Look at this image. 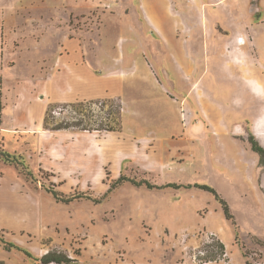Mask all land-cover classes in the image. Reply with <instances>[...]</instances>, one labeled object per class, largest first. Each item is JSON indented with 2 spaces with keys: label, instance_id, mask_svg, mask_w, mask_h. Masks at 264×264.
Instances as JSON below:
<instances>
[{
  "label": "rangeland",
  "instance_id": "374dc122",
  "mask_svg": "<svg viewBox=\"0 0 264 264\" xmlns=\"http://www.w3.org/2000/svg\"><path fill=\"white\" fill-rule=\"evenodd\" d=\"M115 1L0 0V149L22 155L33 175L0 161V264H41L19 249L37 259L58 253L71 259L68 264H264V192L258 191V156L251 151L252 140L264 150L255 134L257 126L264 132V0L259 8L254 0H176L186 12L175 15L174 46L158 48L157 55L147 49L142 65L132 69L122 56L131 43L118 47L120 65L97 80L104 89L88 100L118 101L119 131L37 127L50 102L65 103L35 78L69 13ZM153 1L164 9L161 0ZM133 4L138 8L139 0ZM173 20L165 18L168 29ZM88 22L69 24L77 29ZM115 36L125 39L118 30ZM184 41L188 53L197 48L196 60L183 56ZM17 77L18 88H11ZM194 99L204 103L214 132L223 134L205 128L201 114L189 126L197 114ZM213 101L225 107L230 129ZM106 103L93 106L98 115L109 117ZM12 106L17 121L10 132ZM54 110L49 127H67L70 114ZM245 115L241 134L233 125ZM120 175L129 180L112 186ZM205 187L227 203L233 221ZM49 189L86 197L64 203Z\"/></svg>",
  "mask_w": 264,
  "mask_h": 264
},
{
  "label": "crops",
  "instance_id": "0c3cea01",
  "mask_svg": "<svg viewBox=\"0 0 264 264\" xmlns=\"http://www.w3.org/2000/svg\"><path fill=\"white\" fill-rule=\"evenodd\" d=\"M161 1L164 3L162 11L153 0H139L138 8L134 6L133 0H116L115 4L104 2V6L101 8L96 5L84 4L77 8V11L70 12L65 30L60 31L58 38L55 39V42L53 41L52 56L49 62L46 63L45 70H41L36 74L35 81L43 83L39 87L57 101L73 102L97 98L98 92H102L104 89L103 86L97 84V80L110 77L113 71L117 69L116 67L120 65L118 47L122 50L123 44L131 43L130 52L125 53V55L122 54V56L123 60L125 59L123 64L132 69V67L142 65L140 54H146L147 49L152 47V51L156 52L157 55L159 54L158 48L165 50L174 46L173 37L175 38V33L180 24L175 15L185 13L186 6L178 4L176 0ZM94 11H97V14H94ZM205 15L209 17L208 10H205ZM171 16L174 17L172 25L169 27L170 30L172 29V35L169 33L165 22V18ZM83 19L89 20L83 27H77L76 29L73 28V24H69L71 20L78 22ZM122 22H124V25ZM117 30L125 34L124 41L118 42L117 36H115ZM183 46V56L186 55L188 58L196 60V53L187 52L186 42ZM13 49L15 51V48ZM174 61L177 68L183 67L178 60L175 59ZM198 63L200 64V62ZM0 65L1 68L4 67L3 60L0 61ZM152 72L154 73V71ZM109 79H104L106 87L112 86V78ZM19 80H21V77L13 79L11 88L12 86L18 88L16 85H18L17 81ZM3 83L4 77L0 75L1 89ZM162 89L164 90V88ZM18 93L16 100L20 98V92ZM1 96H3L2 90L0 91ZM13 96H15V91H11L9 97L13 98ZM231 99L234 101L233 98ZM14 104L15 102L12 99V105L14 106ZM13 106L10 118L12 123L8 128L10 132L15 124L14 122L17 121ZM2 112L3 105L0 102L1 122ZM44 114L40 116L37 127L43 128ZM262 183H264V180Z\"/></svg>",
  "mask_w": 264,
  "mask_h": 264
},
{
  "label": "trees",
  "instance_id": "16d2710c",
  "mask_svg": "<svg viewBox=\"0 0 264 264\" xmlns=\"http://www.w3.org/2000/svg\"><path fill=\"white\" fill-rule=\"evenodd\" d=\"M106 101L110 104V107H111V110L109 112V117H103L101 115H98V113H96L93 108V106L97 105L98 103L107 105ZM55 107H59L61 110L68 112L70 114L71 117L68 118L69 121L65 122L67 127H63L62 124H59L56 127H52V128L49 127L50 124L48 123V121L50 120V116L52 118L55 117L54 116L56 112V110H54ZM121 108L122 106L120 105V103L113 98L105 99L103 101L78 100V101L65 102V103H50L44 114L43 127L49 130H60L64 128H69V127L74 128L75 127L80 130H86V131L87 130L88 131H110V132L119 131L121 127V123H120L121 117L117 115H119V112H120L119 110ZM0 161L8 165H15V167L21 168L22 173L25 174L26 177L33 178L32 172L29 169L22 155L9 153L3 148V149H0ZM128 180L129 179H127L123 175H120L116 179V181L113 183L112 186H114L115 184H121L123 181H128ZM132 182H135V181H132ZM142 183H145V181L137 182L138 185ZM205 188L207 190L212 191L215 194L217 200H219L222 205L225 217L227 219H232L233 221V215L230 213L227 203L221 198H219L217 196V193L213 189L209 187H205ZM48 191L49 193L52 194L53 198L56 201H60L64 203L71 202L81 197H86L82 194H73L70 196H66L62 192L57 191L55 189H49ZM108 191H110V189H108ZM19 250H22L27 255H29L28 251L23 250V249H19ZM39 261L41 264H49L50 262H56L57 264H62V263L68 264L71 262V259L67 258L64 255L58 254V253L48 252L45 255H43L39 259ZM246 264H250V263L246 261Z\"/></svg>",
  "mask_w": 264,
  "mask_h": 264
},
{
  "label": "flooded vegetation",
  "instance_id": "af4514ba",
  "mask_svg": "<svg viewBox=\"0 0 264 264\" xmlns=\"http://www.w3.org/2000/svg\"><path fill=\"white\" fill-rule=\"evenodd\" d=\"M259 2L260 1H258V0H254V4H255V6H258V8H259ZM257 8V7H256ZM213 10V9H212ZM215 10V9H214ZM259 11H260V9H259ZM209 13H211V11H208ZM193 51H194V54L195 53H197V49L195 48V49H193ZM198 65H199V63H198ZM197 70H198V68H197ZM196 83L195 82H192L191 83V85H195ZM193 93H194V97L195 98H197V97H199L200 99H202V95H196V93L193 91ZM203 93H205L204 91H203ZM202 93V94H203ZM183 101V100H182ZM194 102V103H193ZM214 102V101H213ZM192 103H193V106H194V110L196 109V113L197 114H195V113H193L192 114V116L190 117V119H189V122H188V124H189V126L191 125V122H192V119L195 117V115H197L198 116V114H201V117L203 118V120L204 121H206L205 123H201V124H203V125H205V128H206V126L208 127V128H211L212 130H213V133L216 135V136H219V135H221V134H223V133H217V132H214L215 130V127L214 126H212V124L210 123V122H208L207 120H208V115L204 112V110L202 109V107H201V105H203L204 103H202L201 102V100L200 101H196L195 99L192 101ZM214 104H216V105H218V106H220V107H222V110H223V119H222V124L224 125V128H227V129H230L228 126H227V124H226V122H225V107L224 106H222L220 103H218V102H214ZM230 104H234L233 103V100L231 99L230 100ZM231 107V106H230ZM232 108V107H231ZM193 110V111H194ZM239 110H242V109H239ZM198 118V117H197ZM249 122V117L247 116V115H245V118H244V120L242 121V122H239V123H235L234 125H233V127H234V129L235 130H237V128L239 129L238 130V132L239 133H244V130H242V128L241 127H245V131L247 130V123ZM242 124H244L243 126H242ZM188 126V127H189ZM255 134H256V132H255ZM243 138L244 139H246V136L244 135L243 136ZM258 138V137H257ZM262 144V143H261ZM263 145V144H262ZM264 146V145H263ZM251 151H253L257 156H258V164H259V167H258V169H255L256 170V175H257V177L259 178L257 181H256V183H257V187H258V191L259 190H261V191H263L264 192V183H262L263 182V176H264V150L263 149H261L260 147H258V145L252 140L251 141ZM22 251V250H21ZM25 253V252H24ZM30 258H32V259H34V260H38L39 261V259H37V258H35V257H32L31 255H28ZM40 262V261H39Z\"/></svg>",
  "mask_w": 264,
  "mask_h": 264
},
{
  "label": "bare ground",
  "instance_id": "6f19581e",
  "mask_svg": "<svg viewBox=\"0 0 264 264\" xmlns=\"http://www.w3.org/2000/svg\"><path fill=\"white\" fill-rule=\"evenodd\" d=\"M240 44H244V42H241ZM256 86V85H255ZM257 92V90H256ZM258 120V119H257ZM259 124V123H258ZM257 124V125H258ZM260 125V124H259ZM261 126H257V137L260 140V142L264 145V132L262 131V129L260 128Z\"/></svg>",
  "mask_w": 264,
  "mask_h": 264
},
{
  "label": "water",
  "instance_id": "95a60500",
  "mask_svg": "<svg viewBox=\"0 0 264 264\" xmlns=\"http://www.w3.org/2000/svg\"><path fill=\"white\" fill-rule=\"evenodd\" d=\"M201 128V127H200ZM263 180H264V176H263Z\"/></svg>",
  "mask_w": 264,
  "mask_h": 264
}]
</instances>
